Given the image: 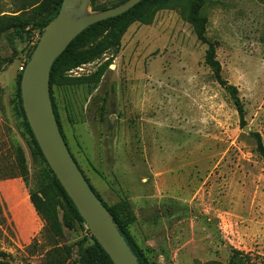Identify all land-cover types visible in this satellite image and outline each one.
Listing matches in <instances>:
<instances>
[{"label":"rangeland","instance_id":"1","mask_svg":"<svg viewBox=\"0 0 264 264\" xmlns=\"http://www.w3.org/2000/svg\"><path fill=\"white\" fill-rule=\"evenodd\" d=\"M31 2L0 0V15L38 18L39 2ZM202 13L244 124L178 8L157 11L150 24L130 23L112 57L105 50L65 70L85 80L53 84V101L96 192L108 206L129 203V232L150 264H264V160L253 135L264 143V0H205ZM38 37L34 29L15 40L13 53L0 34V251L11 264H79L90 242L84 226L61 206L63 232L55 236L30 201L45 164L23 125L16 79Z\"/></svg>","mask_w":264,"mask_h":264},{"label":"trees","instance_id":"2","mask_svg":"<svg viewBox=\"0 0 264 264\" xmlns=\"http://www.w3.org/2000/svg\"><path fill=\"white\" fill-rule=\"evenodd\" d=\"M61 1L62 0H41L39 2V0H32V2L29 4L30 6L39 2L37 7L35 8V10L37 11V15H39L38 18L33 16L31 18L26 19L23 18L21 14L0 15V34H8V42L11 45L13 53L16 51V48L14 47L15 40H26V38L29 37L31 31L34 29H37L40 35L45 24L56 15L60 7ZM122 1L124 0L118 1L113 6L117 5ZM204 3L205 0H140L128 10L118 15L94 22L84 28L80 33H78L68 43V45L60 53V55H58L54 59L49 71L50 97L60 130L61 126L53 101L52 85L84 82L85 76L70 78L64 74L65 70L77 66L81 63H86L94 59L100 58L101 55L105 52V50L113 49L111 55L112 57L114 54H116L120 38L130 23L138 21L142 24H150L157 11L164 8H178L181 17L190 24L191 29L195 34L197 40L206 45L203 62L212 72L215 81L219 85H221L229 94V97L232 100L237 111L239 122L241 124H244V107L240 99L238 89L236 85L228 82V80L222 76L221 64L216 58V42L209 40L205 34L207 27V17L202 13ZM90 8L91 10H101L108 7L98 6L95 4V0H90ZM101 30L106 31L103 35L104 39L102 41L90 44L85 48H79V46L84 43L85 40L100 34ZM36 41L33 45V48L36 44ZM29 56L30 54L28 55V58ZM109 62L110 58H108L104 64L107 65ZM21 72L22 70L19 71L16 79L18 110L22 117L23 125L33 143L35 151L45 164V169L42 175L45 180L44 182L38 183L37 187L32 192H30V201L35 210L46 221L51 233L55 236H59L63 232V223L59 216V209L61 206L64 207L72 215L75 221L84 226V229L89 236L90 242L89 245L81 247L79 251V264H113L108 254L91 235L84 220L79 215L72 200L64 191L60 182L49 167L36 142V139L30 129L24 110L22 108L19 87ZM96 74H98L97 76H99L100 73L96 72ZM61 133L63 135L62 130ZM253 135L255 138L256 151L264 160V143L262 141V138L258 132H254ZM16 156L22 170H24V157L22 156V152L19 148L16 149ZM85 178L88 181L91 190L94 191V193L101 199V203L111 213L113 221L116 223L119 232L125 238L130 249L136 256L139 264H150L146 255L143 253L142 249L135 243L129 232L128 225L135 219L134 213L130 209L129 203L126 200H123L119 203L108 206L100 197V195L96 192L95 188L89 182L88 178L86 176ZM0 264H11L10 261L6 259L4 252L1 251Z\"/></svg>","mask_w":264,"mask_h":264},{"label":"water","instance_id":"3","mask_svg":"<svg viewBox=\"0 0 264 264\" xmlns=\"http://www.w3.org/2000/svg\"><path fill=\"white\" fill-rule=\"evenodd\" d=\"M139 1L124 0L112 7L91 10L90 0H62L56 15L43 27L19 83L22 108L44 158L113 264L139 262L111 213L89 187L61 133L50 97L49 71L54 59L84 28L118 15Z\"/></svg>","mask_w":264,"mask_h":264},{"label":"built area","instance_id":"4","mask_svg":"<svg viewBox=\"0 0 264 264\" xmlns=\"http://www.w3.org/2000/svg\"><path fill=\"white\" fill-rule=\"evenodd\" d=\"M25 62H26V61H24L23 63H21V64L19 65V70H22V69H23V67H24V65H25Z\"/></svg>","mask_w":264,"mask_h":264}]
</instances>
